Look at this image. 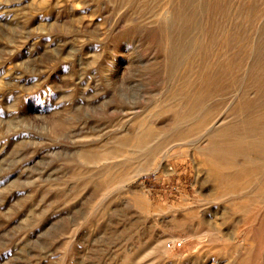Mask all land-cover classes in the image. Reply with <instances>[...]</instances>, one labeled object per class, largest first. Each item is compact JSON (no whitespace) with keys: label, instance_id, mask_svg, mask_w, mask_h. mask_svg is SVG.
I'll return each mask as SVG.
<instances>
[{"label":"rangeland","instance_id":"1","mask_svg":"<svg viewBox=\"0 0 264 264\" xmlns=\"http://www.w3.org/2000/svg\"><path fill=\"white\" fill-rule=\"evenodd\" d=\"M0 264H264V0H0Z\"/></svg>","mask_w":264,"mask_h":264},{"label":"bare ground","instance_id":"2","mask_svg":"<svg viewBox=\"0 0 264 264\" xmlns=\"http://www.w3.org/2000/svg\"><path fill=\"white\" fill-rule=\"evenodd\" d=\"M180 120H181V119H180ZM154 128H155V127H154ZM147 135H148V133H147ZM147 135L144 134V132H143V134H142V135H139V136L135 139V141H136L138 144H140V145H141V143L144 144L143 140H144V138L147 137ZM148 137H149V135H148ZM148 137H147V138H148ZM147 138H146V139H147ZM141 140H142V141H141ZM145 143H146V140H145ZM133 144H134V143H133ZM138 144H137V145H138ZM140 145H139V146H140ZM126 147H127V146H126ZM140 147H142V145H141ZM133 148H134V147H133ZM104 160H105V159H104ZM98 161H99V160H98ZM142 207H143V206H142ZM142 207H141V208H142Z\"/></svg>","mask_w":264,"mask_h":264}]
</instances>
